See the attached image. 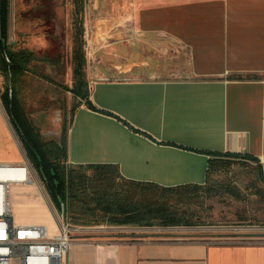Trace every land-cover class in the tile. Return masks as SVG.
<instances>
[{
	"label": "crops",
	"instance_id": "crops-1",
	"mask_svg": "<svg viewBox=\"0 0 264 264\" xmlns=\"http://www.w3.org/2000/svg\"><path fill=\"white\" fill-rule=\"evenodd\" d=\"M85 11L87 87L101 112L76 109L69 165L205 185V152L217 151L256 157L264 176V0H85ZM88 11H99L91 23ZM3 108L0 163L29 161ZM41 184L16 186L30 191L28 209L55 212ZM33 223L57 230L47 216L20 222ZM68 264H264V226H75Z\"/></svg>",
	"mask_w": 264,
	"mask_h": 264
},
{
	"label": "trees",
	"instance_id": "trees-1",
	"mask_svg": "<svg viewBox=\"0 0 264 264\" xmlns=\"http://www.w3.org/2000/svg\"><path fill=\"white\" fill-rule=\"evenodd\" d=\"M0 10L2 39L6 42L4 45L0 39V74L6 79L0 89V99L29 161L40 175L48 197L58 211L61 210V202L65 204V219L74 226L104 223L164 227L215 225L207 221V215L204 216L208 209L206 200L224 195L242 200L244 193L237 180L245 173L253 177L247 187L258 194L264 203L262 165L259 159L247 154L205 152L210 157L205 185L174 187L125 179L116 165H69V126L64 123L60 138L46 137L23 103V89L28 76L59 84L54 74L47 71V66L59 67L65 55L58 53L51 56L21 47L18 41L13 43L10 39L11 0H1ZM72 30L74 84L65 88L78 101L71 111V119L82 101L90 109L100 111L91 102L87 87L85 0L73 1ZM240 220V225L264 224L252 219L249 223L246 218Z\"/></svg>",
	"mask_w": 264,
	"mask_h": 264
},
{
	"label": "rangeland",
	"instance_id": "rangeland-1",
	"mask_svg": "<svg viewBox=\"0 0 264 264\" xmlns=\"http://www.w3.org/2000/svg\"><path fill=\"white\" fill-rule=\"evenodd\" d=\"M73 1L11 0L10 39L18 41L21 47L34 49L51 56L58 53L65 55V60L59 67L47 66V71L54 74V78L59 84H52L37 77L28 76L23 89L24 106L46 137H52L55 132H61L64 123L69 126L71 111L78 101L72 92L65 88L72 87L74 84L71 65ZM88 13L90 23L99 16V11H88ZM5 80L4 76L0 74V89ZM0 105L3 107L1 99ZM240 163L246 162L241 161ZM252 180L253 177L246 173L237 180V184L244 193L242 200H237L230 195L206 200L208 209L204 216L207 215V221L215 224L240 225V219L246 218L248 223L250 219L264 223V203L258 194L247 187ZM38 185L42 186L40 183ZM19 187L21 186L13 185L11 187V207L14 221L16 223L28 220L36 221L47 216L58 227L59 217L52 208L50 206L48 210L34 208L33 211L28 209L26 196L31 193L27 190L19 191ZM260 225L264 226V224Z\"/></svg>",
	"mask_w": 264,
	"mask_h": 264
},
{
	"label": "built area",
	"instance_id": "built-area-1",
	"mask_svg": "<svg viewBox=\"0 0 264 264\" xmlns=\"http://www.w3.org/2000/svg\"><path fill=\"white\" fill-rule=\"evenodd\" d=\"M41 178L30 161L0 163V264H68L75 226L59 217L53 231L47 224H20L11 207L12 185H38Z\"/></svg>",
	"mask_w": 264,
	"mask_h": 264
},
{
	"label": "water",
	"instance_id": "water-1",
	"mask_svg": "<svg viewBox=\"0 0 264 264\" xmlns=\"http://www.w3.org/2000/svg\"><path fill=\"white\" fill-rule=\"evenodd\" d=\"M0 8H1V0H0ZM0 39L2 40L3 44L6 45L5 40L2 39L1 10H0ZM12 42L15 43V41H12ZM10 94H12L11 91H10ZM60 214L62 218L65 217V204L63 202H61Z\"/></svg>",
	"mask_w": 264,
	"mask_h": 264
},
{
	"label": "snow or ice",
	"instance_id": "snow-or-ice-1",
	"mask_svg": "<svg viewBox=\"0 0 264 264\" xmlns=\"http://www.w3.org/2000/svg\"><path fill=\"white\" fill-rule=\"evenodd\" d=\"M3 236V233L2 232H0V237H2Z\"/></svg>",
	"mask_w": 264,
	"mask_h": 264
},
{
	"label": "bare ground",
	"instance_id": "bare-ground-1",
	"mask_svg": "<svg viewBox=\"0 0 264 264\" xmlns=\"http://www.w3.org/2000/svg\"><path fill=\"white\" fill-rule=\"evenodd\" d=\"M16 185H18V184H16ZM13 186V185H12Z\"/></svg>",
	"mask_w": 264,
	"mask_h": 264
}]
</instances>
